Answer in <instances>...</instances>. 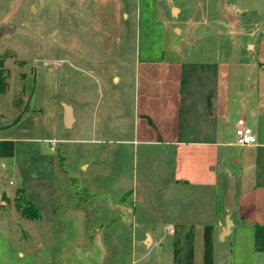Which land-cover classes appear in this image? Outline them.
Masks as SVG:
<instances>
[{
	"label": "rangeland",
	"instance_id": "rangeland-1",
	"mask_svg": "<svg viewBox=\"0 0 264 264\" xmlns=\"http://www.w3.org/2000/svg\"><path fill=\"white\" fill-rule=\"evenodd\" d=\"M176 8L177 13L173 12ZM223 8L224 0H0V27L10 30L0 36V56H7L3 62L7 88L0 94V114L9 117L11 112L34 109L23 117L20 126L24 130L28 121H52L40 108L53 80L58 100L68 102V93L79 89L82 93L75 94L107 110L108 100L114 99L111 82L115 74L120 79L119 105L129 122L133 62L135 55L142 57L148 49L150 56L164 55V59L184 63L182 137L211 139L212 92L224 88L225 93L230 88L225 107L228 121H235L241 98L236 83L243 78V63L248 59L237 44L244 41L241 27L227 35L224 19H217L218 23L206 17L220 14ZM194 14L198 16L189 31L183 21ZM213 26L219 28L218 34L213 33ZM178 41L183 55L170 54ZM121 83L127 91L123 92ZM220 100L223 105L224 96ZM223 121L218 119L222 131L217 139H234ZM190 126L200 130L187 133L185 128ZM129 131L130 125L114 135L127 138ZM47 132L41 128L38 136ZM54 137L59 140L55 150L39 141L29 154L18 156L23 179L7 170L3 189L9 194L19 186L22 195L15 192L13 200L20 207L28 203L39 207L44 217H55L49 222L20 221L18 225L0 220V264H131L134 249L136 257L141 255L144 261L149 256L146 261H151L155 250L134 243L141 235L139 226L155 223L161 233L169 234L163 226L185 215L193 200L182 198L185 189L168 190L174 168L172 152L162 145L132 142L85 145L72 140L80 139L81 133L64 128L58 117ZM231 149L220 146L219 155ZM54 157L58 159L55 172L50 162ZM119 204L131 213L119 209ZM168 207L174 213L161 214ZM102 223L106 226L101 227ZM201 225L169 235L183 239L185 258L189 251L195 254L196 263L207 264L215 255L225 254L226 240L219 239L216 228Z\"/></svg>",
	"mask_w": 264,
	"mask_h": 264
},
{
	"label": "crops",
	"instance_id": "crops-1",
	"mask_svg": "<svg viewBox=\"0 0 264 264\" xmlns=\"http://www.w3.org/2000/svg\"><path fill=\"white\" fill-rule=\"evenodd\" d=\"M224 4L225 8L221 9L220 14H211L206 17H211L218 23L221 21L217 19H224L227 35H232L233 29L240 26V32L244 36V41L241 40L237 44L245 49L248 59L243 63V78L236 83V93L241 98L236 107L238 114L235 121L233 119L231 122L228 121L227 106L225 107L227 95L232 94L230 88L228 87L225 93L224 88L223 90L217 88L212 92L215 110L209 112L210 116H215L211 129L213 137L211 139L182 137L181 91L184 63L181 59H164V55L159 58L150 56L148 49L142 57L135 55L133 62L132 111L129 122L119 105L122 97L117 90L120 81L117 75H112L111 83L115 87V93H113L114 99L108 100L110 105L107 106V110H105L106 107L99 108L100 103L86 101L87 97L75 94L81 92L79 89L68 93V102L58 100L55 92L56 82L53 80L51 84L48 83L50 90L46 93L48 96H44L42 109L40 108L42 112L45 110V114L50 115L52 121L48 123L28 121L29 124L25 126L27 129L24 130L23 125L20 126L23 117L29 111L32 113L34 109L15 115L11 112L9 117H3L0 114V220L18 225L20 221L49 222L54 219L55 215L51 214L44 217L39 207L35 206L38 212L36 218L29 219L21 216L14 206L13 199L15 192L22 195L23 190L17 186L14 191L7 194L3 189V179L7 176L5 174L7 170H10L12 175L21 176L23 179V166L17 161V158H20L18 156L29 154L36 142L42 141L49 149L48 141L58 140L54 137L55 118L58 117L64 128H74L81 133L80 139L72 140H78L85 145L132 142L135 145L167 147L172 152L174 160L168 190L185 189L186 192L182 194V198L193 200L188 203L190 210L181 217H175L177 221L174 223L168 221L163 226V230L167 228L169 234H175L181 230L202 228L201 223H204L216 228L217 235L220 236L225 219L228 218L229 229L222 237H219L220 240H226L225 254L221 256L212 254L211 256H215L207 264H264V0H224ZM178 11V8L173 10L176 13ZM195 16L198 14H194L192 18H184L183 23L189 31L194 28ZM203 24L207 22L203 21ZM213 28V33L218 34L219 28L217 26ZM177 33H180L179 29ZM176 44L171 49L168 48L169 53L172 54V51L183 55L182 44L179 41ZM43 65L46 66L47 63ZM41 73L45 75V72ZM124 85L125 83H121L123 92L127 91ZM66 89L65 86L64 91ZM222 96L225 98L223 105L220 100ZM65 106L69 109L67 120ZM218 119L224 120L223 125L232 134L236 120L243 119L245 124L253 130L256 142L252 145L240 146L235 144V136L234 139L222 140V137L217 139L219 132L222 131L220 123L218 125ZM191 123L193 120L190 121ZM129 125L130 131L127 138L121 139L117 137L118 135H114V133L119 134ZM41 128H45L48 132L38 136ZM22 130L24 131L21 132ZM185 130L188 133L192 130L199 131L200 128L190 126ZM34 131H38V134L34 135ZM220 146L233 149L227 150L226 155L225 153L219 155L218 147ZM55 148L56 145L53 150ZM60 159L63 160L62 156ZM50 162L54 172L58 171V159L54 157ZM218 164L219 171L216 170ZM229 174L234 178L235 207L226 210L222 205ZM8 183L10 185L11 181L9 180ZM179 200L180 196L175 199V201ZM218 202L222 207L219 210ZM117 207L131 213L129 207L121 204ZM180 212L179 210L177 213ZM163 213H174V209L162 208L161 214ZM145 224L144 227L139 226L142 230L139 231L141 235L134 240V243L143 245L148 251L155 250L153 259L146 261L149 257L147 256L143 261V256L136 257L134 249L131 264H199L195 261V254H190L189 251L187 258L184 257L183 239L170 237L169 234L164 235L158 224ZM102 226L106 224L102 223Z\"/></svg>",
	"mask_w": 264,
	"mask_h": 264
},
{
	"label": "built area",
	"instance_id": "built-area-1",
	"mask_svg": "<svg viewBox=\"0 0 264 264\" xmlns=\"http://www.w3.org/2000/svg\"><path fill=\"white\" fill-rule=\"evenodd\" d=\"M235 144L244 146L252 145L256 142L255 135L251 127L245 124L243 119H237L234 128ZM59 140H49L48 146L50 150H53Z\"/></svg>",
	"mask_w": 264,
	"mask_h": 264
},
{
	"label": "water",
	"instance_id": "water-1",
	"mask_svg": "<svg viewBox=\"0 0 264 264\" xmlns=\"http://www.w3.org/2000/svg\"><path fill=\"white\" fill-rule=\"evenodd\" d=\"M10 30L5 27H0V36L4 33H9ZM68 106H65V118L68 119ZM233 194H234V178L231 174L227 177V186L224 191L223 196V206L226 210H231L235 207V204L233 203ZM230 226V220L228 218L225 219L224 227L222 230V233L220 234V237L224 235L225 232L228 231Z\"/></svg>",
	"mask_w": 264,
	"mask_h": 264
},
{
	"label": "trees",
	"instance_id": "trees-1",
	"mask_svg": "<svg viewBox=\"0 0 264 264\" xmlns=\"http://www.w3.org/2000/svg\"><path fill=\"white\" fill-rule=\"evenodd\" d=\"M7 56H0V94L4 93L7 88V82L4 75L3 62ZM14 206L19 211L20 215L25 218H36L38 216L37 209L32 205H25L20 207L16 200H14Z\"/></svg>",
	"mask_w": 264,
	"mask_h": 264
}]
</instances>
